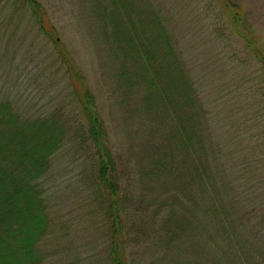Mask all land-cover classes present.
<instances>
[{"label": "trees", "instance_id": "1", "mask_svg": "<svg viewBox=\"0 0 264 264\" xmlns=\"http://www.w3.org/2000/svg\"><path fill=\"white\" fill-rule=\"evenodd\" d=\"M8 1L13 5L22 4L32 13L42 32L49 39H55L56 29L38 0ZM112 1V10L102 14V28L107 31L104 33L107 43L114 46L110 57L120 67L113 78L115 93L126 101L137 99L147 119L152 116L151 121L160 128H168L163 147L154 144L150 147L153 154L160 151V161L154 162L153 167L159 171L155 185L172 191L168 194L170 200L164 204L166 215L158 228L159 236L164 234L167 248L175 244V254L180 249L185 256L195 252L201 255L200 250L205 246H199V250L187 240L203 234H211L214 240L210 231L213 226L215 232L218 234L219 230L223 236L224 248L233 245L235 249L230 255L218 246L221 255L216 259L222 262L215 264H242L244 257L246 264H264V246H261L262 251L245 250L251 241L264 245V231L260 230L263 222L248 223L260 217L257 210L243 206L246 196L240 194V190L233 199L227 197L231 194V185L224 178L226 165L235 158L237 150L221 148L226 144L238 148L233 139L238 135L243 139L242 126L235 114L228 115L231 112L227 101L224 104L217 103L218 99L208 102L201 96L203 90L213 89L215 85L216 89L225 90L222 86L227 74L225 63L217 60L211 63V59H200L202 56L183 59L170 29L159 15H154L155 21L150 26L154 19L146 13L151 7L139 5L138 0L135 3L132 0ZM222 8L235 35L255 56L258 68L252 78L258 90L255 92L251 87L249 93L252 96L261 93L253 105L264 111V49L245 27L244 14L236 5L222 0ZM58 41H55L56 52L67 70L70 97L80 102L83 121H78L76 108L72 116L57 109L46 116L25 117L10 100L0 99V264H47L49 254L43 244L52 229L47 182L56 155L67 143H73L72 140H75L74 152L79 149L77 140H83L82 145L87 149L88 145L91 147L93 155L88 165V172H91L88 180L104 191L102 205L108 224L106 264H129L128 250L131 244L143 238L146 229L141 219H146L142 215L139 219H125L121 174L110 149L106 123L85 75ZM238 110L235 109L237 113ZM245 130L242 131L247 133L248 128ZM216 131L222 138L221 145L215 143ZM248 152L249 157L252 153ZM248 199L252 197L247 196ZM242 219L243 226L248 223L250 232L240 227ZM243 231L245 236H241ZM167 263L179 264V261L175 258Z\"/></svg>", "mask_w": 264, "mask_h": 264}, {"label": "rangeland", "instance_id": "2", "mask_svg": "<svg viewBox=\"0 0 264 264\" xmlns=\"http://www.w3.org/2000/svg\"><path fill=\"white\" fill-rule=\"evenodd\" d=\"M38 1L56 29L55 39H49L42 32L32 13L22 4L13 5L8 0H0V99L10 100L25 117L46 116L57 109L72 116L70 114L76 108V117L82 123L81 104L70 97L67 70L56 52L55 41L59 40L85 75L106 123L110 149L121 174L120 191L124 198L125 219H139L142 216L146 219H141L146 229L143 238L131 244L128 250L129 264H166L175 258L179 264H215L222 262L216 259L221 255L218 246L233 255V245L224 248L223 236L219 230L217 234L213 226L210 231L214 240L211 234L195 235L187 240L198 249L205 246L203 251L199 249L201 255L195 252L194 255L185 256L180 249L175 254V244L167 248L164 234L159 236L158 228L166 215L164 204L170 200L171 195L168 194L172 191L159 189L160 185L156 187L155 179L159 171L153 170V167L154 162L160 161V151L153 154L150 147L153 144L163 147L164 133L168 128H160L151 121L152 116L147 119L137 99L126 101L115 93L113 78L120 67L110 57L114 46L111 42L107 43L104 36L107 31L102 28V14L112 10L113 1ZM135 1L132 0V3ZM138 1L139 5L152 8L146 13L153 16L151 27L155 16L161 17L165 27L170 29L183 59L202 56L200 59H211V63L214 60L225 63L227 74L222 85L225 90L216 89L215 85L213 89L203 90L201 96L208 102L218 99L217 103L224 104L227 101L231 112L228 115L237 116L243 131L248 128L247 133L241 130L243 139L240 135L234 137L237 149L228 144L221 148L225 151H229V148L237 150L235 158L226 165L224 178L231 185V194L227 197L232 196L233 199L240 190V194L246 196L243 206L256 209L260 216L248 223L254 225L263 222L260 230L264 231V111H259V107L253 105L261 93L254 96L249 93L253 87L255 92L258 90L252 78L256 76L258 68L254 54L235 35L223 11L222 0ZM229 1L243 12L245 27L264 49V0ZM237 108L238 113L235 111ZM215 135V143L221 145L223 142L219 132L216 131ZM72 141L56 155L47 182L49 216L52 219L51 234L43 244V249L49 254L47 264H106L108 224L102 205L104 191L88 180L91 175L88 165H91L93 155L91 147L87 144V149L82 145L83 140H77L79 149L74 152L75 140ZM248 151L252 153L249 157ZM166 171L167 168L164 173ZM247 196L252 199L247 200ZM176 211L180 213L181 210L177 207ZM243 220L240 227L250 232L248 223L244 222L243 226ZM242 235L245 236V231L243 234L241 232ZM251 242L249 249L245 248L247 252L250 249L262 251L263 244ZM237 250L240 248L237 247ZM241 263H247L245 257Z\"/></svg>", "mask_w": 264, "mask_h": 264}]
</instances>
